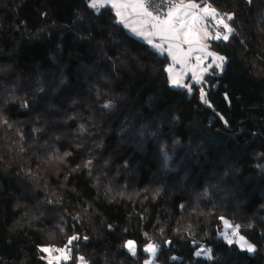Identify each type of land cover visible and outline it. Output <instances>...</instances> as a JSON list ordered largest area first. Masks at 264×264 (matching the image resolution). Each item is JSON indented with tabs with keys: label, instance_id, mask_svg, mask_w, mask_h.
Returning a JSON list of instances; mask_svg holds the SVG:
<instances>
[{
	"label": "trees",
	"instance_id": "obj_1",
	"mask_svg": "<svg viewBox=\"0 0 264 264\" xmlns=\"http://www.w3.org/2000/svg\"><path fill=\"white\" fill-rule=\"evenodd\" d=\"M197 1L240 35L189 90L111 6L0 0V264H264V0Z\"/></svg>",
	"mask_w": 264,
	"mask_h": 264
},
{
	"label": "crops",
	"instance_id": "obj_2",
	"mask_svg": "<svg viewBox=\"0 0 264 264\" xmlns=\"http://www.w3.org/2000/svg\"><path fill=\"white\" fill-rule=\"evenodd\" d=\"M197 2L202 4V7H191L192 4L198 5ZM111 3L116 5L115 7H111L115 10L119 22L122 23L130 33L146 42H149L150 44L152 43L156 47L162 46L159 47L160 53L170 56V78L176 74L173 61H176V67H178L177 70H179L183 63V56L186 57V55H183V53L189 50L190 47H192L193 50L199 51L197 46H202L208 51V53L210 52V49H212V39H208L206 37V31L209 30L205 25V18L210 15L205 12L204 9H214L216 13L218 8L208 2L197 0H181L180 6L175 7V9H178V11L173 13L168 25V27H174L178 30L175 33L158 32L157 29L153 27L154 22L152 21L151 17L145 16L139 10L133 11L131 6L125 7L120 3V0H111ZM89 4L90 6L92 5V0H89ZM106 6H110V0H98L96 6L91 7L96 10H100ZM181 21H183V23H181ZM177 73L179 75V72ZM176 82L180 83L181 78L179 79L177 76L174 79V83Z\"/></svg>",
	"mask_w": 264,
	"mask_h": 264
},
{
	"label": "rangeland",
	"instance_id": "obj_3",
	"mask_svg": "<svg viewBox=\"0 0 264 264\" xmlns=\"http://www.w3.org/2000/svg\"><path fill=\"white\" fill-rule=\"evenodd\" d=\"M197 6L202 7V4L198 3ZM200 33H201V31H200ZM209 33H210L209 31H206V34H207L206 37L208 39H212V41H213L215 36H212ZM228 37H229V35H228ZM220 39H215V40H220ZM151 46L154 48V50H156L160 53V48L158 46L156 47L153 44ZM197 48L199 51L193 50L192 47H190L189 50H187L183 53V55H186V57L183 56V58H182L183 63L181 65V68L179 69L180 71L177 70L178 67H176V61L175 60L173 61L174 65H175V69H176V74L171 76V82L174 86H176L178 88H183V89L187 88V89L191 90L190 88L193 86L194 83L195 84H201L203 82L206 74H208L210 72L212 73V71H215L216 73L221 74L224 71V69L226 67V63H227V57L221 51H218V50H215L212 48V49H210V52L208 53V51L205 50L202 46H197ZM220 58H223V59H220ZM174 72H175V70H174ZM177 72H179V75ZM177 76L179 79L181 78L180 83H178V82L174 83V79ZM205 93L206 92L204 91L203 95H202L203 102H207L206 97H205ZM228 224L233 225L229 221H225V227H224V230L221 233V235L230 244H236L242 250L249 252L247 250V244L248 243L252 244V243L245 236L240 234L238 229L235 228V225H233V227H228ZM230 230L234 231L233 236L228 235V232ZM241 236H243L245 238V240H241ZM129 241H132L133 244L131 246H128V243H127V249L132 255H135L137 253V244L134 240H129ZM43 249H48V251H46V253H47V256L49 259L56 258L57 260L61 261L65 258H68V256L70 255V251L66 250L65 248H54V247L45 246V247H43ZM133 249L135 251V254H133V251H132ZM145 250L147 253L150 254L149 260L152 259L154 256L156 257L157 252H158L157 247L153 244L148 245ZM198 253H200V255H204V256L210 255L209 250L207 248H201L198 251ZM249 253L252 254L254 252H249ZM82 264H84V263L82 262Z\"/></svg>",
	"mask_w": 264,
	"mask_h": 264
},
{
	"label": "built area",
	"instance_id": "obj_4",
	"mask_svg": "<svg viewBox=\"0 0 264 264\" xmlns=\"http://www.w3.org/2000/svg\"><path fill=\"white\" fill-rule=\"evenodd\" d=\"M180 4L181 0H151V2L146 5V7L148 8V11L153 13V16H158L160 19H164L169 9L178 7ZM229 16H231L229 11L218 9L215 16L210 15L205 18V25L207 26L211 35L216 37L219 34L221 38H223L224 35H240L238 27L233 24L231 21L232 19H229ZM220 20H223L224 23L228 24L234 31L229 33L228 30L224 28L223 24L219 22ZM228 235L233 236L234 231L230 230ZM148 264L161 263L153 257L150 259V261H148Z\"/></svg>",
	"mask_w": 264,
	"mask_h": 264
},
{
	"label": "snow or ice",
	"instance_id": "obj_5",
	"mask_svg": "<svg viewBox=\"0 0 264 264\" xmlns=\"http://www.w3.org/2000/svg\"><path fill=\"white\" fill-rule=\"evenodd\" d=\"M97 2H98V0H92L91 6L95 7ZM150 2H151V0H120V3L123 4L125 7L131 6L133 11L139 10L145 16L151 17L152 21L154 22L153 27L156 28L158 32H161V33H163V32H172V33L177 32L178 31L177 29H175L174 27L170 28V27H168V25H169V22L173 16V13L175 11H178V9H175V8L169 9L166 17L164 19H160V17H158V16H153V13L151 11H148V8L146 7V5L149 4ZM249 2H251V0H249ZM110 6L115 7L116 5L112 4L111 0H110ZM191 7H197V5L192 4ZM204 11L207 12L209 15H212V16H215V14H216L214 9L209 10V9L205 8ZM229 19H231V16H229ZM219 22L221 24H223L224 28H226L229 33L234 31L228 24L224 23L223 20H220ZM181 23H183V21H181ZM220 38L221 37L219 34L216 37H214V39H220ZM223 39L227 40L228 35H224ZM158 47H162V46H158ZM220 59H223V58H220ZM105 106L108 107L109 105H105ZM228 227H233V225L228 224ZM239 227H240L239 225L235 226L236 229H239ZM73 239H75V237H73ZM241 240H245V238L243 236H241ZM132 244H133L132 241L128 242V246H131ZM44 250L48 251V249H44ZM247 250L249 252H254L256 250L255 245L248 243L247 244ZM132 251H133V254H135L134 249ZM199 254L200 253H197V255H199Z\"/></svg>",
	"mask_w": 264,
	"mask_h": 264
}]
</instances>
